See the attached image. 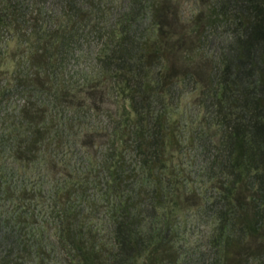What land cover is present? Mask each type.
I'll return each mask as SVG.
<instances>
[{
  "label": "trees",
  "instance_id": "obj_1",
  "mask_svg": "<svg viewBox=\"0 0 264 264\" xmlns=\"http://www.w3.org/2000/svg\"><path fill=\"white\" fill-rule=\"evenodd\" d=\"M133 1L91 66L77 49L104 32L91 20L102 0H0V264H247L250 243L264 246V0H217L207 22L233 34L206 77L165 0ZM181 80L201 81L211 116L178 112ZM190 150L207 154L202 172ZM204 206L216 257L186 237Z\"/></svg>",
  "mask_w": 264,
  "mask_h": 264
},
{
  "label": "rangeland",
  "instance_id": "obj_2",
  "mask_svg": "<svg viewBox=\"0 0 264 264\" xmlns=\"http://www.w3.org/2000/svg\"><path fill=\"white\" fill-rule=\"evenodd\" d=\"M161 2V0H154ZM217 0H165L161 9H164L168 12H173V14L169 13L167 20L170 21L172 26L176 30H178L179 35L188 38V42L193 40L195 49L191 53L189 65L191 69H198V71L202 74V76L206 77L210 72L214 71L213 66L218 63V61L223 56V52L225 51V46L230 40L231 34H233L232 29H228L225 25L227 19L223 21H217L216 23H208L207 20L209 17L207 15L214 16L213 9L217 4ZM134 4L132 0H102V8L101 10L94 11V14L91 17V20L94 22V26L102 24L104 26V32H97L95 27L92 29L91 33H88L87 42L84 41L81 49H77V53L81 54L80 60H89L91 59V66L95 65V57L96 52L99 51L101 47L105 43L109 42L110 37L106 38L107 31L110 32L111 24H118L121 18L124 16V13L129 12L131 10V5ZM197 14H201L202 24L199 28L192 30L191 23H193V19ZM218 16H224V13H221V10L217 12ZM228 15L231 13H227ZM64 17H61L62 20ZM91 21V23H92ZM108 24V26H106ZM215 24V25H214ZM101 26V27H102ZM107 27V28H106ZM117 27L114 29L116 30ZM142 28L145 32L149 33L150 36H154V29L156 25L154 20L146 18L142 19ZM98 33V34H97ZM178 35V34H176ZM175 35V36H176ZM178 35V36H179ZM175 36L173 38H175ZM201 37V42H200ZM203 38V41H202ZM187 40V39H186ZM181 44L180 42H178ZM191 44V43H190ZM191 44V45H192ZM15 45V40L12 39L9 42V46L12 48ZM104 48V47H103ZM102 48V49H103ZM181 53H175L172 56V59L176 61V67L185 68L189 67L187 62L183 60ZM86 58V59H85ZM9 59H7L8 61ZM97 61V59H96ZM174 61V62H175ZM186 64V65H185ZM109 84V83H108ZM108 86V85H107ZM200 86H202L201 81L191 82L186 84L183 80L180 81L179 88L182 92L181 99L179 102L178 112L182 113L186 116L187 119L194 118L193 123L196 124L197 121L205 120L207 117L211 116L212 112L209 110L208 106L203 103V99L200 94ZM122 95L118 98L108 96L100 103V110H106L107 112L114 113L116 107H120L122 103ZM124 102V101H123ZM99 120H103V117H99ZM207 121L203 122V125H208ZM205 132L209 133L212 140L217 143L220 138L221 131L215 125L206 126ZM190 154H194L195 163L193 162L192 168H199V171L202 170L203 164L206 166V162L208 163L207 154L197 155L193 150L189 151ZM206 161V162H205ZM208 173V171H207ZM203 174V173H202ZM208 175V174H207ZM207 175H202L203 181L200 185L201 188L207 189L209 193L206 196L207 201L214 200L217 197L218 188L214 186L211 180L208 179ZM191 215L187 217L188 222H191L195 225V228H190L187 230V241L193 242V244H201V247L211 248V255L216 257L218 255V250L214 247V242L212 241L213 234V226L216 222L214 208L213 210H209L204 206L201 209L191 210ZM259 240H254L250 244L249 249L254 251L253 255L250 256L247 264H264V246L260 247Z\"/></svg>",
  "mask_w": 264,
  "mask_h": 264
}]
</instances>
